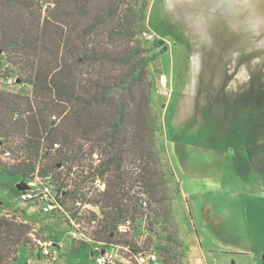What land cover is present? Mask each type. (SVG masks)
Segmentation results:
<instances>
[{
    "label": "rangeland",
    "instance_id": "1",
    "mask_svg": "<svg viewBox=\"0 0 264 264\" xmlns=\"http://www.w3.org/2000/svg\"><path fill=\"white\" fill-rule=\"evenodd\" d=\"M145 2L139 23L146 31L142 43L152 48V105L163 129L158 168L170 179L162 206L152 202L149 214L181 246L173 244V260L157 249L166 241L154 236L151 228L158 224L149 225L150 218L133 221V240L146 242L145 251L162 255L164 264H264V26H257L258 19L264 21V0L233 8L230 0ZM5 69L2 88L30 95L31 86L19 79L7 87L15 73L2 77ZM20 179L0 176L16 193L0 187V216H15L35 229L31 249L17 248L16 264H49L54 255V264H96L97 253L91 252L106 245L87 237L86 214L75 221L81 231L73 237L60 214L43 211L45 195L36 191L32 200L19 198L27 188ZM31 180L30 189L44 185L54 193L47 180ZM136 189L147 202L148 195ZM72 239L88 247L73 250ZM38 241L51 243L50 254ZM116 246V264H135L126 246Z\"/></svg>",
    "mask_w": 264,
    "mask_h": 264
},
{
    "label": "trees",
    "instance_id": "2",
    "mask_svg": "<svg viewBox=\"0 0 264 264\" xmlns=\"http://www.w3.org/2000/svg\"><path fill=\"white\" fill-rule=\"evenodd\" d=\"M145 3L0 0V73L6 66L2 77L15 73L31 86L30 95L0 89V146L11 153L0 156V176L54 183L58 194L64 193L57 201L74 216L76 199L97 205L99 214L84 210L91 227L87 237L126 246L133 259L146 242L136 244L118 226L144 218L158 224L149 207L152 202L161 207L170 192V179L158 168L164 160L163 129L152 105V48L142 43L146 31L139 23ZM94 151L101 156L96 169ZM95 174L105 178L102 192L89 186ZM10 185L0 181L16 195ZM137 185L148 195L147 206ZM159 224L150 228L166 245L158 242L156 248L173 254V260V244H181ZM32 230L15 216H0V264H16L21 245L31 249ZM85 247L72 239L73 250Z\"/></svg>",
    "mask_w": 264,
    "mask_h": 264
},
{
    "label": "built area",
    "instance_id": "3",
    "mask_svg": "<svg viewBox=\"0 0 264 264\" xmlns=\"http://www.w3.org/2000/svg\"><path fill=\"white\" fill-rule=\"evenodd\" d=\"M16 80H18L17 76H10L7 78V87L9 86H14L17 84ZM2 84L0 83V89L3 87L1 86ZM4 89V88H2ZM8 91V90H7ZM54 147H58V144H54ZM3 148L0 146V156H10L11 153L8 150H4L3 152ZM100 153L97 151L92 152L91 154V163H92V167L93 169H96V167H98V164L100 163ZM86 173V172H85ZM39 177H21V179L19 180L20 182L18 184L24 183L26 184L27 188L23 189L20 194H19V198L24 202V201H29L32 200L36 195V191L39 194H43L45 195L47 198H49L48 202H46L45 207H43V211H47V212H56L57 214H60V216H62V218L64 219V221H66L67 223H69L72 228L73 231H71V234L76 235V232H80L81 230L76 228L77 225L75 224L76 222H82V217L81 215H84V210L88 209L91 210L93 212H95L96 214H99V209L97 205H93L91 203L88 202H82L80 201V199H76V201L74 202L75 206L78 207L79 212L77 213V215H73L71 213V211L69 210H65L63 205H61L56 198H62L64 193H59L57 191V188L55 186L54 183L52 182H48L50 187L54 190V193L51 194L49 188L44 187V185H42V187H40V190L37 189H30L29 187L32 186V180L31 179H37ZM102 177L99 176L98 174H95V176L92 178V180L89 183V186L91 187V189L95 192H102L105 190L106 188V182L101 179ZM44 179V178H41ZM46 181V180H45ZM14 185L17 186V182H14ZM142 205L143 206H147V202L145 200V196L142 195ZM134 222L130 219L125 220L124 222L120 223V225L118 226V229L121 232H126V233H131L134 231ZM80 230V231H78ZM84 239V238H83ZM39 242V241H38ZM41 243V245L43 246V253L45 255L50 254V247H51V243L48 242H39ZM119 248V246H116L115 244H109L106 245L103 249L97 248L95 250H97V255L95 257H93L94 261L96 264H116L115 263V250ZM103 250V252H101ZM54 254V253H53ZM91 254H94V251H92ZM52 258V260H55V255L50 257ZM123 259V258H122ZM124 260V259H123ZM134 261L135 264H164L161 256L156 252V251H141L140 253H138L135 257H134Z\"/></svg>",
    "mask_w": 264,
    "mask_h": 264
},
{
    "label": "clouds",
    "instance_id": "4",
    "mask_svg": "<svg viewBox=\"0 0 264 264\" xmlns=\"http://www.w3.org/2000/svg\"><path fill=\"white\" fill-rule=\"evenodd\" d=\"M252 2H253V0H235V3H233L230 0V2L227 4V6L229 8H233L235 6H239V7L248 6V7H251ZM257 26L258 27L264 26V21L258 19L257 20Z\"/></svg>",
    "mask_w": 264,
    "mask_h": 264
},
{
    "label": "crops",
    "instance_id": "5",
    "mask_svg": "<svg viewBox=\"0 0 264 264\" xmlns=\"http://www.w3.org/2000/svg\"><path fill=\"white\" fill-rule=\"evenodd\" d=\"M23 221V220H22ZM24 222H26L25 220H24ZM33 230L35 231V229L33 228ZM132 235H133V233H132ZM39 240V239H38ZM37 241V240H36ZM45 242V241H44ZM48 243H50V242H48ZM51 248V247H50ZM95 248H100V249H103L104 248V246H96ZM92 253V252H91ZM162 256V255H161ZM162 258V257H161ZM55 263V260H51L50 262H49V264H54Z\"/></svg>",
    "mask_w": 264,
    "mask_h": 264
},
{
    "label": "water",
    "instance_id": "6",
    "mask_svg": "<svg viewBox=\"0 0 264 264\" xmlns=\"http://www.w3.org/2000/svg\"><path fill=\"white\" fill-rule=\"evenodd\" d=\"M18 81H19V80H18ZM17 187H20V185H17ZM20 188H22V186H21ZM101 252H103V250H102Z\"/></svg>",
    "mask_w": 264,
    "mask_h": 264
},
{
    "label": "flooded vegetation",
    "instance_id": "7",
    "mask_svg": "<svg viewBox=\"0 0 264 264\" xmlns=\"http://www.w3.org/2000/svg\"><path fill=\"white\" fill-rule=\"evenodd\" d=\"M249 95H251V93H249Z\"/></svg>",
    "mask_w": 264,
    "mask_h": 264
}]
</instances>
